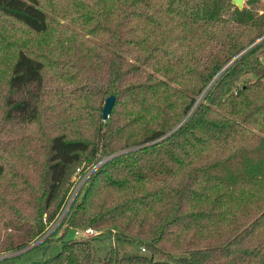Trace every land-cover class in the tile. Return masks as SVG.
<instances>
[{"label": "trees", "instance_id": "1", "mask_svg": "<svg viewBox=\"0 0 264 264\" xmlns=\"http://www.w3.org/2000/svg\"><path fill=\"white\" fill-rule=\"evenodd\" d=\"M263 79L261 0H0V264H264Z\"/></svg>", "mask_w": 264, "mask_h": 264}, {"label": "rangeland", "instance_id": "2", "mask_svg": "<svg viewBox=\"0 0 264 264\" xmlns=\"http://www.w3.org/2000/svg\"><path fill=\"white\" fill-rule=\"evenodd\" d=\"M261 4L264 8V0H261ZM263 81H264V79H263ZM105 160L106 159H101V160L97 161L96 163L92 164L91 166L96 165V168H95V170H96L101 164H103V162ZM80 167H84V166H80ZM75 170L73 171L72 175L70 176V180L73 176H75ZM95 233L97 234L98 232H95ZM55 237H52L51 241L45 243L44 245L40 246L39 248H36V249L29 251L28 253L24 254L21 257V262L39 260L41 258H50V257L54 256L60 249V244L58 241L55 240ZM71 237H74V236H73V233L71 231H69L68 234L65 236V238H71ZM47 244H49V245H47ZM45 246H48V248H47V250H45V252L43 254L41 248L45 247ZM92 248H93V258L97 259V258H101L104 255L106 249L108 248V244L107 243L102 244V242L97 241V242L92 243ZM115 248L117 249L119 254L122 256H134V255H141L142 254L139 250V246L136 243H129V244L116 243Z\"/></svg>", "mask_w": 264, "mask_h": 264}, {"label": "built area", "instance_id": "3", "mask_svg": "<svg viewBox=\"0 0 264 264\" xmlns=\"http://www.w3.org/2000/svg\"><path fill=\"white\" fill-rule=\"evenodd\" d=\"M95 166H86V167H78L75 170V176H73L70 180V187L69 190L65 196V199L63 201V204L61 206V209L59 211V214L57 215L56 220L54 223L47 229V234L51 232L53 229H55L56 226L59 225L62 218L65 216L68 208L70 207L71 203L75 200L77 197V194L81 190V188L85 185L86 181L88 180L89 176L92 174V172L95 170ZM96 235L95 231L91 229H84L82 231L75 230L73 232V236L78 239H86L89 237H93ZM141 251H143L141 249Z\"/></svg>", "mask_w": 264, "mask_h": 264}, {"label": "water", "instance_id": "4", "mask_svg": "<svg viewBox=\"0 0 264 264\" xmlns=\"http://www.w3.org/2000/svg\"><path fill=\"white\" fill-rule=\"evenodd\" d=\"M244 1L246 0H230L231 4L235 6L237 9H241ZM113 101H114L113 96H108L104 99V103H103L102 110H101V117L103 120H105L107 116L109 115Z\"/></svg>", "mask_w": 264, "mask_h": 264}]
</instances>
